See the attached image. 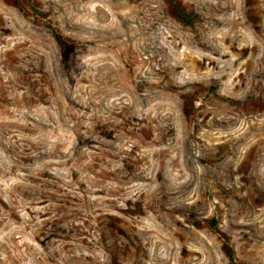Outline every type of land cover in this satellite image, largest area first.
Instances as JSON below:
<instances>
[{"label":"rangeland","instance_id":"obj_1","mask_svg":"<svg viewBox=\"0 0 264 264\" xmlns=\"http://www.w3.org/2000/svg\"><path fill=\"white\" fill-rule=\"evenodd\" d=\"M0 264H264V0H0Z\"/></svg>","mask_w":264,"mask_h":264},{"label":"bare ground","instance_id":"obj_2","mask_svg":"<svg viewBox=\"0 0 264 264\" xmlns=\"http://www.w3.org/2000/svg\"><path fill=\"white\" fill-rule=\"evenodd\" d=\"M233 25H234V22H233ZM233 28H235V26L233 27ZM236 30H234V32H235ZM237 33V32H236ZM194 34V33H193ZM194 36H196V35H194ZM193 38V37H192ZM171 39H172V43L173 42H175V41H173V37H171ZM230 42H229V44L231 43V47L232 48H234V37H233V34L231 33V35H230ZM196 42H199L198 43V45H203V46H205V43H204V39L201 37V35L199 34H197V36H196V38L194 39ZM208 42V45L209 46H211V47H214L215 46V43H214V41L212 40V42H209V41H207ZM167 43V42H166ZM160 45L162 46V47H165L164 46V44H161L160 43ZM160 47V46H159ZM217 47V46H216ZM224 61L225 60H220V62L221 63H224ZM225 65V64H224ZM174 72V71H173ZM129 78V77H128ZM123 84V87L126 89V91L128 92L127 94H130V93H134L135 94V89L137 88V86L138 85H140V83L137 81V80H135V75L134 76H132V77H130L129 79H126V77H125V82L124 83H122ZM165 84V83H164ZM125 85H127V86H125ZM157 86H159V85H157ZM162 86V85H161ZM154 87V86H153ZM165 87V86H164ZM178 86H177V84H175V83H173V82H171L167 87H166V89H168V90H164V89H162L163 91H171L172 92V94H168L167 96L165 95L164 97H162L161 95H158V97L157 98H160L161 99V101H163L162 103L163 104H167V103H170V102H174V103H176V105H177V107H179V100H178V93H177V91L179 90L178 88H177ZM180 87V86H179ZM152 88V87H151ZM139 89V88H138ZM159 89V88H158ZM228 89V88H227ZM231 89V88H230ZM229 90V89H228ZM158 91V90H157ZM161 91V90H160ZM230 91V90H229ZM139 93H141V92H139ZM134 94H133V96L132 97H134ZM217 95H219V94H216V96ZM215 96V97H216ZM122 98V97H121ZM222 99H223V97H222ZM120 100V99H119ZM186 106V105H185ZM184 107V106H183ZM222 107V106H221ZM180 108V107H179ZM187 108V107H186ZM185 108V109H186ZM191 108V107H190ZM223 108V107H222ZM184 109V108H183ZM194 109V108H193ZM186 111V110H185ZM185 111H183V112H185ZM191 111V109L189 110V112ZM212 115H214V114H212ZM93 118H95V117H93ZM100 118V117H99ZM99 118H97V121H99L98 119ZM95 120H96V118H95ZM101 120V119H100ZM100 122V121H99ZM100 124H102V123H100ZM96 125V124H95ZM106 125V122H104L102 125H101V127H103V126H105ZM100 126V125H99ZM123 126L121 125V124H114V125H112V129H111V131H110V134L112 135V137L114 138V139H116L117 137L115 136V135H117L116 134V128L117 129H119V128H122ZM112 130H114L113 132H112ZM100 131V130H99ZM90 136V135H89ZM39 140H37V142H38ZM42 141V140H41ZM40 141V142H41ZM49 141V140H48ZM116 141V140H115ZM36 142V141H35ZM54 143V142H53ZM58 143H59V141H58ZM46 144V143H45ZM100 144V143H99ZM52 145V144H51ZM37 146V145H36ZM149 148V147H148ZM152 149V148H151ZM144 150V149H143ZM147 150V149H146ZM145 150V151H146ZM106 151H108V150H106ZM25 152V151H24ZM153 152H154V150H153ZM26 153V152H25ZM51 153V152H50ZM22 155V154H21ZM28 155V154H27ZM23 156V155H22ZM29 157V156H28ZM107 157V156H106ZM68 158H70V157H68ZM25 159V158H24ZM27 160H28V158H27ZM59 163V162H58ZM41 170V169H40ZM40 170L38 171V174H40ZM44 171V170H43ZM43 174H45V173H43ZM47 176V175H46ZM49 177V176H48ZM50 178V177H49ZM36 180V179H35ZM44 181V180H43ZM48 181V180H47ZM56 182V181H55ZM45 183V182H44ZM60 183H58L57 184V187H59V188H61L62 187V185H59ZM65 184V183H64ZM53 186V185H52ZM45 188V187H44ZM58 189V188H57ZM59 191L61 192V194L63 195V198H61V200L62 201H64V204L66 203V202H68L69 201V194H68V192H65L64 190H62V189H59ZM55 192V191H54ZM48 193V192H47ZM46 194V193H45ZM47 195V194H46ZM61 195V196H62ZM67 205H69V207H67V209H69V210H76V209H79L78 207L79 206H77V205H75V204H71L70 202H68V204ZM65 209H66V207H65ZM77 211V210H76ZM79 214H81L82 215V211H80V212H78ZM67 215H69V214H67ZM71 215V214H70ZM74 215H72V217H73ZM77 216V215H76ZM80 216V215H79ZM79 216H77V217H79ZM62 217V216H61ZM71 217V219H73ZM76 217V218H77ZM70 218V217H69ZM74 222V221H73ZM72 223V222H71ZM69 225V224H68ZM70 225H72V224H70ZM70 225H69V227H70ZM63 228V227H62ZM69 230V229H68ZM69 233L70 232H72L71 230H69L68 231ZM59 235V234H58ZM57 237H59V236H57ZM82 242H84V240L82 241ZM87 244V243H86ZM89 246V245H88ZM67 249H69L68 247H67ZM113 249V248H112ZM115 249L117 250V245H115ZM71 251H73L72 249H71ZM84 253V252H83ZM72 254V253H71ZM85 254V253H84ZM110 255V254H109ZM69 257V256H68ZM71 257H73V256H71ZM70 259V258H69ZM76 259V258H75Z\"/></svg>","mask_w":264,"mask_h":264},{"label":"trees","instance_id":"obj_3","mask_svg":"<svg viewBox=\"0 0 264 264\" xmlns=\"http://www.w3.org/2000/svg\"><path fill=\"white\" fill-rule=\"evenodd\" d=\"M175 15H176V14H175ZM56 39H57V41H59V43H60L61 46H62L63 43H65V38L62 37V36L59 35V34H56ZM214 222H215V220L212 219V223H214Z\"/></svg>","mask_w":264,"mask_h":264}]
</instances>
